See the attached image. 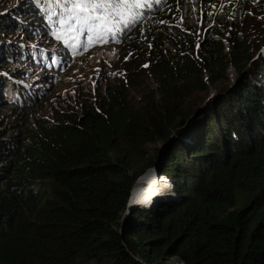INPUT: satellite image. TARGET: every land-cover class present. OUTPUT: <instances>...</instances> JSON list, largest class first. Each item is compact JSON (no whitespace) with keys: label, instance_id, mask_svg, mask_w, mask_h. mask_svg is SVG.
Wrapping results in <instances>:
<instances>
[{"label":"trees","instance_id":"trees-1","mask_svg":"<svg viewBox=\"0 0 264 264\" xmlns=\"http://www.w3.org/2000/svg\"><path fill=\"white\" fill-rule=\"evenodd\" d=\"M217 3L153 0L118 30L119 82L53 119L13 65L29 48L0 33V264H264V35L216 23ZM27 8L0 28L45 20ZM149 169L171 186L153 170L135 185Z\"/></svg>","mask_w":264,"mask_h":264},{"label":"rangeland","instance_id":"rangeland-1","mask_svg":"<svg viewBox=\"0 0 264 264\" xmlns=\"http://www.w3.org/2000/svg\"><path fill=\"white\" fill-rule=\"evenodd\" d=\"M150 1L139 0L140 7L122 6L116 9L114 18H110L107 22V28L111 31L101 28L96 32L87 33L85 26L81 25L79 21L69 27L66 20L70 17V13L65 7L58 6L54 0L0 1V14L11 16L8 18L30 23L28 11L25 9H28V5H32L45 19L38 25H31L32 30L22 28L21 31H17L11 28L3 30L0 28V33L8 39L18 40L29 48L31 58L26 62L13 65L26 67L28 70L21 73L20 83L32 87L30 91L32 95H35V89L37 90L39 102L42 104V108L36 114L37 117L58 118L64 111L75 108L82 101L91 102L95 91L106 92L119 82L124 72L119 63L120 56L126 48L122 45L124 38L119 36L118 30L140 22V11ZM234 1H218V8L222 7L229 11L225 18L216 20V23H222L225 29L237 32L239 36L246 35L253 39L257 38L259 43H262L264 0H247L243 12L240 15H235L234 21H232L230 10L233 9ZM4 30L7 31L4 32ZM97 35L103 36V41H97L95 39ZM206 37V29H201L200 38ZM86 43L88 46L84 47ZM224 44L227 45V42ZM260 47L264 52V43ZM230 67L231 65L227 67L226 72L235 74V68ZM138 79V85L130 90V95L136 99L141 92L147 91L148 86H154L148 74L145 77L140 75ZM13 87L15 86L5 88L4 93L8 96L17 94L18 90ZM215 92L216 90L211 88V94ZM33 118L35 116L31 117V119ZM37 125L33 126L34 130L37 129ZM159 144L157 142L152 146L158 147ZM131 208L132 205L128 206L126 211ZM174 259L178 260L173 258L168 264H172Z\"/></svg>","mask_w":264,"mask_h":264},{"label":"snow or ice","instance_id":"snow-or-ice-1","mask_svg":"<svg viewBox=\"0 0 264 264\" xmlns=\"http://www.w3.org/2000/svg\"><path fill=\"white\" fill-rule=\"evenodd\" d=\"M58 6H63L70 13L66 23L69 27L79 21L85 26V32H96L97 29L107 28V22L114 18L116 9L125 7H140L139 0H54ZM59 23V21H58ZM127 26V25H125ZM97 41H103V36L97 35ZM105 43L107 41H104ZM86 43L84 47H87Z\"/></svg>","mask_w":264,"mask_h":264},{"label":"clouds","instance_id":"clouds-1","mask_svg":"<svg viewBox=\"0 0 264 264\" xmlns=\"http://www.w3.org/2000/svg\"><path fill=\"white\" fill-rule=\"evenodd\" d=\"M152 1L153 0H151L150 1V3H148L146 6H144L142 9H141V11H140V14H139V18H141V17H143V15H144V10H145V8L146 7H148L151 3H152ZM219 1V0H218ZM218 5H219V2L217 3ZM218 7V6H217ZM120 30V29H119ZM223 42H226V41H223ZM122 45H123V47H125L126 48V50H124L123 52H122V54H121V56H120V59L123 57V55L126 53V51H127V47H126V45L125 44H123L122 43ZM225 45V44H224ZM227 48H226V51H228V42H227V45H225ZM260 51H261V49H260ZM230 68H234V67H230ZM228 76H229V78H230V80H233L234 79V77H235V74H232V73H228ZM151 170H153L154 171V173L157 175V176H165L167 179H168V177L166 176V175H164V174H162V173H157L156 171H155V169H149V170H147L145 173H143L142 175H140L138 178H137V180L135 181V185H138L139 183H147V182H149V181H151ZM170 186H171V181H170ZM131 193V192H130ZM157 198H159V197H157ZM156 198V199H157ZM155 199V200H156ZM154 200V201H155ZM153 201V202H154ZM153 202H151V204L153 203ZM150 204V205H151ZM132 204H130V195H129V197H128V201H127V207L128 206H131ZM133 206V205H132Z\"/></svg>","mask_w":264,"mask_h":264},{"label":"built area","instance_id":"built-area-1","mask_svg":"<svg viewBox=\"0 0 264 264\" xmlns=\"http://www.w3.org/2000/svg\"><path fill=\"white\" fill-rule=\"evenodd\" d=\"M166 180H167L168 183L170 184V180L167 179V178H166ZM143 264H145V263H143ZM172 264H183V263H182L179 259H178V260L174 259Z\"/></svg>","mask_w":264,"mask_h":264},{"label":"bare ground","instance_id":"bare-ground-1","mask_svg":"<svg viewBox=\"0 0 264 264\" xmlns=\"http://www.w3.org/2000/svg\"><path fill=\"white\" fill-rule=\"evenodd\" d=\"M205 1V0H204ZM247 1V0H246ZM227 3V2H226ZM247 7V6H246ZM248 8V7H247ZM252 11V10H251ZM257 14V13H256ZM250 20V19H249Z\"/></svg>","mask_w":264,"mask_h":264},{"label":"water","instance_id":"water-1","mask_svg":"<svg viewBox=\"0 0 264 264\" xmlns=\"http://www.w3.org/2000/svg\"><path fill=\"white\" fill-rule=\"evenodd\" d=\"M125 213H123V216H124Z\"/></svg>","mask_w":264,"mask_h":264}]
</instances>
